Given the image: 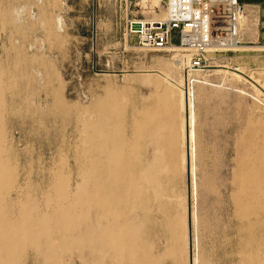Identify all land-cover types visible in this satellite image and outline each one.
Segmentation results:
<instances>
[{
    "label": "rangeland",
    "instance_id": "rangeland-1",
    "mask_svg": "<svg viewBox=\"0 0 264 264\" xmlns=\"http://www.w3.org/2000/svg\"><path fill=\"white\" fill-rule=\"evenodd\" d=\"M243 9L239 48L189 74L127 36L123 0H0V264H264V211L250 229L235 205L264 127V69L237 68L263 7ZM157 122L176 146H150Z\"/></svg>",
    "mask_w": 264,
    "mask_h": 264
},
{
    "label": "built area",
    "instance_id": "built-area-1",
    "mask_svg": "<svg viewBox=\"0 0 264 264\" xmlns=\"http://www.w3.org/2000/svg\"><path fill=\"white\" fill-rule=\"evenodd\" d=\"M242 0H123L127 36L148 51L174 46L187 73L203 71L210 52H232L238 42ZM262 30L264 35V0ZM142 13V14H139ZM152 18L159 20L150 21ZM177 42H173L174 38Z\"/></svg>",
    "mask_w": 264,
    "mask_h": 264
},
{
    "label": "bare ground",
    "instance_id": "bare-ground-1",
    "mask_svg": "<svg viewBox=\"0 0 264 264\" xmlns=\"http://www.w3.org/2000/svg\"><path fill=\"white\" fill-rule=\"evenodd\" d=\"M139 14H142V13H139ZM159 19L160 18H152L150 21L159 20ZM245 19L246 18L244 15L239 16L238 30H240L246 25ZM173 48L174 46L171 47L170 49H173ZM236 48L238 49L239 47L236 46ZM196 72H199V71H196ZM243 140L244 142L241 143L238 149L239 155L237 157V163L239 166V170L235 175V180L239 181V184L244 185L243 186L244 189L241 191L240 190L237 191L239 198L236 200L235 205L245 207L243 209L242 216H240L239 214L238 216L241 217L242 219H247L248 228L251 229L253 225L252 218L258 217L259 210L264 211V127H261L257 130L250 131L248 133V136H246ZM105 174H106V171H105ZM50 201L48 203L49 205H50ZM45 203L47 204V202ZM20 221H21V218H20ZM3 224L5 223L4 222L0 223L1 232L5 231L6 227L8 226L7 224L3 226ZM10 233H14V230H12ZM1 245L2 244L0 242V246Z\"/></svg>",
    "mask_w": 264,
    "mask_h": 264
},
{
    "label": "crops",
    "instance_id": "crops-1",
    "mask_svg": "<svg viewBox=\"0 0 264 264\" xmlns=\"http://www.w3.org/2000/svg\"><path fill=\"white\" fill-rule=\"evenodd\" d=\"M253 1H259V4L262 5L261 0H247L243 1L245 5H250L252 4ZM257 50L252 51L251 54L243 56V59H246V61L240 60V63L238 64L237 68H251V69H264V35L259 36L258 41L256 42ZM154 125V126H153ZM151 125L150 124V129L155 130V132L159 131H168V136H167V142L165 143L164 137L162 140L156 135L155 138L150 139V146L158 150L159 146L162 148L166 145L169 146L170 148H173L176 146V127H175V122H157L155 124ZM182 121L180 118V140H181V135H182ZM111 139V137H110ZM169 169H173V167H170Z\"/></svg>",
    "mask_w": 264,
    "mask_h": 264
}]
</instances>
